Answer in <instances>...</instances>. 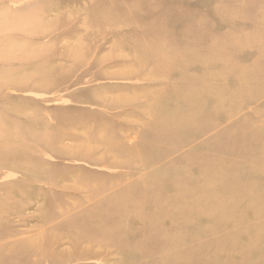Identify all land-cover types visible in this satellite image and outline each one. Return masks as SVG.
I'll list each match as a JSON object with an SVG mask.
<instances>
[{
    "label": "rangeland",
    "instance_id": "rangeland-1",
    "mask_svg": "<svg viewBox=\"0 0 264 264\" xmlns=\"http://www.w3.org/2000/svg\"><path fill=\"white\" fill-rule=\"evenodd\" d=\"M176 1L0 0V264H264V0Z\"/></svg>",
    "mask_w": 264,
    "mask_h": 264
},
{
    "label": "bare ground",
    "instance_id": "bare-ground-1",
    "mask_svg": "<svg viewBox=\"0 0 264 264\" xmlns=\"http://www.w3.org/2000/svg\"><path fill=\"white\" fill-rule=\"evenodd\" d=\"M178 1H179V0H178ZM178 1H176V2H178ZM181 1H182V0H181ZM235 1H236V0H235ZM239 1H240V0H239ZM244 1H245V0H244ZM151 2H152V1H151ZM167 2H168V1H167ZM172 2H173V1H172ZM230 2H231V1H230ZM245 2H246V1H245ZM169 3H171V2H169ZM179 3H180V2H179ZM235 3H236V2H235ZM237 3H238V2H237ZM180 4H181V3H180ZM185 5H186V3H185ZM169 6H170V5H169ZM228 6H230V5H228ZM170 7H171V6H170ZM185 7H186V6H185ZM234 7H235V5H234ZM256 7H257V6H256ZM117 8H118V7H117ZM233 9H234V8H233ZM118 10H119V9H118ZM215 10H216V9H215ZM230 10H231V9H230ZM178 11H179V10H178ZM178 11H177V12H178ZM183 11H184V10H183ZM228 11H229V10H228ZM251 11H252V10H251ZM180 12H182V11H180ZM229 12H230V11H229ZM242 12H243V11H242ZM227 13H228V12H226V14H227ZM192 14H193V13H192ZM214 14H215V13H214ZM231 15H232V14H231ZM236 15H237V14H236ZM195 17H196V16H195ZM199 17H200V16H199ZM226 18H227V17H226ZM228 18H229V17H228ZM230 18H231V16H230ZM238 19H239V18H238ZM197 20H198V19H197ZM227 20H228V19H227ZM229 20H230V19H229ZM201 21H202V20H201ZM201 21H200V22H201ZM187 22H188V19H187ZM229 22H230V21H229ZM190 23H191V22H190ZM226 23H227V22H226ZM168 24H169V22H168ZM187 24H188V23H187ZM228 25H229V24H228ZM170 26H172V25H170ZM174 26H175V25H174ZM188 26H189V24H188ZM190 26H191V25H190ZM192 26H193V25H192ZM193 27H194V26H193ZM174 29H175V28H174ZM190 29H191V28H190ZM165 31H166V30H165ZM173 31H174V30H173ZM216 32H217V31H216ZM153 33H154V32H153ZM192 33H193V31H192ZM194 33H195V32H194ZM157 34H158V33H157ZM196 34H197V33H196ZM209 34H210V32H209ZM213 34H214V33H213ZM191 35H192V34H191ZM205 36H206V35H205ZM165 37H166V36H165ZM153 38H154V37H153ZM218 38H221V37H218ZM171 39H172V38H171ZM214 39H217V38H214ZM214 39H213V40H214ZM216 42H217V41H216ZM213 43H214V42H213ZM145 45H146V44H145ZM172 45H173V44H172ZM220 46H221V45H220ZM223 46H224V45H223ZM218 47H219V46H218ZM220 48H221V47H220ZM147 50H149V49H147ZM143 51H144V50H143ZM150 51H151V50H150ZM147 52H148V51H147ZM147 52H146V53H147ZM152 52H153V51H152ZM152 52H151V53H152ZM216 52H217V51H216ZM146 53H145V54H146ZM142 54H143V53H142ZM147 54H148V53H147ZM147 54H146V55H147ZM148 55H149V54H148ZM152 56H154V55H152ZM170 56H171V53H170ZM194 57H195V56H194ZM186 58H187V57H186ZM188 58H189V57H188ZM151 59H152V57H151ZM156 59H158V58H156ZM153 60H154V59H153ZM153 60H152V61H153ZM154 63H155V62H154ZM193 63H194V61H193ZM157 64H158V63H157ZM191 64H192V63H191ZM147 65H148V64H147ZM153 65H154V64H153ZM185 65H186V64H185ZM156 66H157V65H156ZM178 87L180 88V86H178ZM142 143H143V142H142ZM198 182H199V181H198ZM200 185H201V184H200ZM201 186H202V185H201ZM201 186H200V187H201ZM201 188H202V187H201ZM206 188H207V187H206ZM198 190H199V187H198ZM207 190H208V189H207ZM184 192H186V191H184ZM188 194H189V193H188ZM188 194H187V195H188ZM215 196H216V195H215ZM184 197H185V196H184ZM205 197H206V196H205ZM208 199H209V198H208ZM214 200H215V199H214ZM216 200H217V199H216ZM189 201H190V200H189ZM190 202H191V201H190ZM196 204H197V203H196ZM1 206H2V205H1ZM217 208H218V207H217ZM214 210H215V208H214ZM221 212H222V211H221ZM208 223H209V222H208ZM197 225H198V224H197ZM165 229H166V228H165ZM20 238H21V237H20ZM8 241H9V240H8ZM4 243H5V242H4ZM189 244H190V243H189ZM189 246H190V245H189ZM171 252H172V251H171ZM163 258H164V257H163ZM163 258H162V259H163ZM163 261H164V260H163Z\"/></svg>",
    "mask_w": 264,
    "mask_h": 264
}]
</instances>
